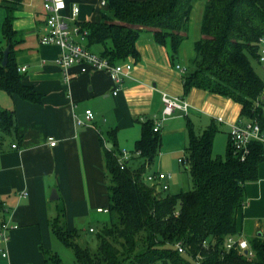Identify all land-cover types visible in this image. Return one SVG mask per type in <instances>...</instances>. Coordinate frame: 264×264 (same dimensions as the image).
<instances>
[{
	"label": "crops",
	"instance_id": "1",
	"mask_svg": "<svg viewBox=\"0 0 264 264\" xmlns=\"http://www.w3.org/2000/svg\"><path fill=\"white\" fill-rule=\"evenodd\" d=\"M43 1L20 0L13 20L18 32L13 58L18 68L26 66L21 71L24 82L34 87L42 101L26 100L0 88V106L12 109L16 119V130L5 133L0 129V232L3 223L9 226L6 239L0 233V247L8 251L7 256L0 254V264H45V251L57 237L52 221L61 207L70 229L91 232V227L96 230L108 219V212L98 210L109 205L105 147L132 152L128 165L142 163L135 153L136 141L142 135V122L161 113L164 92L185 97L190 106L188 112L177 110L163 121L157 154L161 159L186 152L189 123L196 131L202 122L205 128L215 124L222 131H217L213 149L218 145L220 150L224 143L228 147L231 125L239 120L242 108L239 102L205 89L192 87L185 92L183 77L195 56V41L202 36L204 7L197 32L190 38L194 6L187 37L175 59L169 46L157 42L152 29L142 30L136 42L138 56L125 60L133 63V72L114 94L115 83L107 71L82 72L74 64L67 77L56 62L60 48L40 42L45 30ZM5 3L0 0V57L8 45L2 31ZM67 3L80 6V22L100 20L108 6V0ZM91 49L101 53L100 45ZM257 65L264 78V63L257 61ZM261 99L264 108V92ZM87 109H92L94 119L90 124L78 123L77 117L84 118ZM51 136L55 145L50 144ZM155 159L148 172L161 171ZM54 188L58 197L51 199ZM245 193L237 226L247 238L264 226V160L259 163L258 177L246 183Z\"/></svg>",
	"mask_w": 264,
	"mask_h": 264
},
{
	"label": "trees",
	"instance_id": "2",
	"mask_svg": "<svg viewBox=\"0 0 264 264\" xmlns=\"http://www.w3.org/2000/svg\"><path fill=\"white\" fill-rule=\"evenodd\" d=\"M197 1L108 0L100 20L79 23L88 31L87 45H100L101 54L112 62L138 56L136 42L144 29H152L157 42L169 46L175 59ZM19 2L5 3L2 31L11 51L6 65L0 57V88L40 102L42 96L24 82L13 58L18 42L13 20ZM201 34L183 77L185 92L197 87L231 98L242 105L240 121L256 120L264 127V78L253 62H260L264 0H207ZM0 129L5 133L16 130L12 109L0 106ZM188 130L184 165L192 186L179 192L159 190L145 180L161 144L153 119L142 122L135 152H140L143 161L137 167L126 162L121 168L122 150L105 147L109 216L93 232L96 249L82 240V230L67 226L64 207L52 221L53 233L73 250L77 264H264V226L247 237L250 253L226 248L229 236H241L237 213L246 202V183L258 177L259 163L264 160L262 143L253 140L249 154L241 160L229 142L222 158L213 154L219 130L215 124L197 132L189 123ZM179 242L184 252L178 251ZM45 264L65 263L56 252L46 250Z\"/></svg>",
	"mask_w": 264,
	"mask_h": 264
},
{
	"label": "built area",
	"instance_id": "3",
	"mask_svg": "<svg viewBox=\"0 0 264 264\" xmlns=\"http://www.w3.org/2000/svg\"><path fill=\"white\" fill-rule=\"evenodd\" d=\"M103 3L106 0H102ZM43 8L45 10V30L39 35V40L42 44H55L60 48V53L56 58V62L65 70L68 77V69L74 64H78L82 72L92 70H105L110 75L115 83L114 94L120 90L127 76L133 72V63L131 61L112 62L106 56L92 50L87 45L88 31L79 23L78 15L80 6L72 4L68 6L67 0H44ZM69 8V12H67ZM260 54L259 61L264 63V37L259 39ZM183 71L185 67L178 65ZM20 71L26 70V66L19 67ZM164 107L159 115L153 118L154 131H160L162 123L165 119L172 116L177 110L188 112L190 103L183 96H173L167 92L163 93ZM94 119L92 109L85 111V117H77V122L80 124H90ZM222 120V117L218 118ZM253 140L260 141L263 145L264 153V127L256 120L240 121L233 123L229 132V142L234 154H237L241 160H245L250 152V143ZM50 144L55 145L56 139L51 136ZM16 146V145H13ZM139 154L140 152H135ZM133 156L132 152L122 150L119 155V163L121 168L126 166V162ZM181 163H185V156L179 157ZM145 180L159 190H170V174L162 171H151L145 175ZM99 211L108 212V208H99ZM9 228L8 223L1 225V237L6 239V230ZM94 232V227L90 228ZM239 247L241 250H248L250 246L248 239L243 236H229L226 241V248L231 249ZM179 252H184L185 247L182 243H177ZM0 254L8 255V251L0 247ZM151 264H159L153 262Z\"/></svg>",
	"mask_w": 264,
	"mask_h": 264
},
{
	"label": "rangeland",
	"instance_id": "4",
	"mask_svg": "<svg viewBox=\"0 0 264 264\" xmlns=\"http://www.w3.org/2000/svg\"><path fill=\"white\" fill-rule=\"evenodd\" d=\"M206 1L207 0H198L195 3L196 5H195L194 14L192 16L190 38L194 37L195 32H197L196 28L199 23L198 17L201 16ZM253 62L255 67L258 69L257 61L253 60ZM202 128H205V124H203V122L199 124L197 131L200 132ZM219 131L222 130L220 129ZM226 152H227V147L225 146V143L224 146L220 148V150L218 148V145L213 149V154L217 157L225 158ZM185 154L186 152L184 150L183 152H180L178 155L171 154L163 159L157 156L155 159L154 164L156 169L161 170L167 174H170V180H169L170 190H167L169 192H174V191L179 192L181 190L189 189L192 186L191 177L189 173L185 170V165L183 163L180 164L177 160L179 155H181L180 157H183ZM130 166L132 167L136 166V163H134V161H131ZM82 240L87 242L92 249H96L98 242L95 233L89 231L84 232L82 230ZM51 245L52 247L49 250L56 252L62 258L65 264H77L73 250L67 245H65L57 237H55L54 243L52 242Z\"/></svg>",
	"mask_w": 264,
	"mask_h": 264
},
{
	"label": "water",
	"instance_id": "5",
	"mask_svg": "<svg viewBox=\"0 0 264 264\" xmlns=\"http://www.w3.org/2000/svg\"><path fill=\"white\" fill-rule=\"evenodd\" d=\"M10 51H11V44L9 43L4 49L3 59H2L3 65H6L8 63ZM57 197H58L57 190L54 188L51 193V199H56ZM245 253H248V250H245Z\"/></svg>",
	"mask_w": 264,
	"mask_h": 264
}]
</instances>
